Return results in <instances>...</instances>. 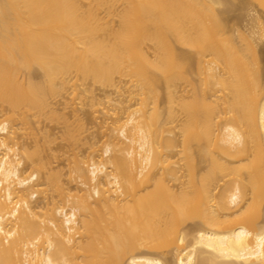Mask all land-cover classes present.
Masks as SVG:
<instances>
[{
  "label": "bare ground",
  "instance_id": "bare-ground-1",
  "mask_svg": "<svg viewBox=\"0 0 264 264\" xmlns=\"http://www.w3.org/2000/svg\"><path fill=\"white\" fill-rule=\"evenodd\" d=\"M262 15L264 0H0V264H264ZM94 86L124 97L104 95L105 140L82 155L84 118L52 101L96 105ZM43 118L65 125L67 175Z\"/></svg>",
  "mask_w": 264,
  "mask_h": 264
},
{
  "label": "rangeland",
  "instance_id": "rangeland-1",
  "mask_svg": "<svg viewBox=\"0 0 264 264\" xmlns=\"http://www.w3.org/2000/svg\"><path fill=\"white\" fill-rule=\"evenodd\" d=\"M226 10H228V9H226ZM230 15H232V17L230 16V19H232V25L233 26H236V27L239 26V28H242L243 30H246V31L248 29H250V27L252 26L251 19L249 17H246L245 15H243V13H241L240 11L233 12V14L231 13ZM240 16H242V17H240ZM262 17L264 18V15H262ZM233 19H235V20H233ZM262 48H264V47H262ZM260 55H262L261 52H260ZM263 63L264 62H262L261 64H263ZM94 89H95V93L94 94H97L96 96H98V100L99 101L102 99V97H104V95H107V94L110 95L111 94V93H107L106 92L108 90H105V89H103V88H101L99 86H94ZM69 92L70 91H65L63 93V95L56 97L52 101L53 102L52 105L56 109V111H57L56 113H58L59 115H67L68 113L70 114V112L72 111L73 113L78 112V115L80 114V116L82 118H84L82 120L83 121L85 120L84 123L86 124L85 126L87 127V129H86V131L84 133H82L83 142H82V145H80L78 151L82 155H86L85 153H88V151H87V150H89L88 147H90V145L92 143L99 141V145H101V143L105 140V138H103V136H104L103 132L104 131H99L98 130L99 127L97 125H98L99 122H96L97 125L96 124L93 125L92 123L95 120L97 121V118H98V120L100 119L102 121V119L105 118L104 113H105V115L107 117V114H108L107 112H108V109H109L110 106H109V104L107 102V99L105 97H104L105 100L103 98V101H100L101 102L100 104H97V101H98L97 99L93 100V101H96V105H93V106L91 104L92 102H90L91 99L89 101V98L87 100H86V98H84L85 99V102H84L85 105L82 103V107L80 105L81 102H78L77 100L75 101L77 105L79 104L77 106V108H78L77 111H75L73 109L76 107V104L74 103L73 106L70 104L71 103V99H70L71 97H70ZM109 95H108V97H109ZM64 96H65V98H64ZM123 97H119L116 94H113V95L111 94L110 95V98H112L111 104L118 106L117 102L119 101L120 98H123ZM113 100H114V102H113ZM99 101H98V103H99ZM65 102H67V104L69 103L70 106L69 105L68 106L70 108L66 107L67 109H65ZM72 102H74V101H72ZM124 105H126V103H124ZM161 105L163 107L165 105V103H163V104L161 103ZM79 108L81 109L80 111H79ZM85 113H87V115ZM78 115H76V116H78ZM80 116H78V118ZM88 116L90 118L89 120L86 119ZM71 117L68 118L69 120L71 119V124H76L74 122H76L77 120L76 121L74 119L72 120V118L75 117V116H73L72 118ZM75 119H77V117ZM40 127H41L40 129H42V132L48 133L50 135L52 141H53L51 146H50L51 154H54L56 156V159L55 158L51 159L52 164H53V168L55 169L56 172L59 171V172H62L63 174L67 175L69 173V171L71 170V168H72V164H73V162H72V154H73L74 149L62 137L63 133L65 131V125H64L63 121L62 120L51 121V120H49L47 118H43L41 120ZM180 149L181 148H178L177 150L174 151L176 153L178 152L177 154H174V155H176V157L172 154L174 156L173 161L177 163L176 167H178V168L183 164V162L180 159V155H178ZM50 152L48 153V155H50ZM66 178L67 177H64L63 179L66 180ZM165 180H166V183L168 185H173L174 187H179L180 186V182L171 180L169 176H165ZM201 224H202V222H201L200 219H198L197 217H191L190 219H188V221L186 222V224L184 226H185V228H187V227H191V226L193 227V225L196 226V225H201Z\"/></svg>",
  "mask_w": 264,
  "mask_h": 264
}]
</instances>
